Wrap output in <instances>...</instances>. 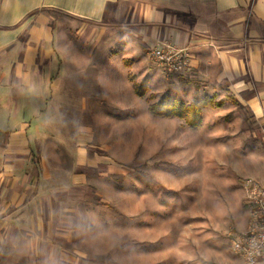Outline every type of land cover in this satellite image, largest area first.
<instances>
[{"label": "crops", "instance_id": "1", "mask_svg": "<svg viewBox=\"0 0 264 264\" xmlns=\"http://www.w3.org/2000/svg\"><path fill=\"white\" fill-rule=\"evenodd\" d=\"M51 11L130 28L145 51L162 43L185 49L192 59L186 81L234 100L225 103L228 119L208 117L209 141L239 143L223 144L219 159L208 151L220 166L208 184L220 180L222 202L234 208L219 229L212 212L208 224L222 240L245 231L240 180L264 188V0H0V264H77L78 218L86 189L94 192L87 172L102 175L83 130L72 135L70 168L51 158L63 142L53 127L64 125L47 116L52 90L60 87L53 73L71 61L55 49ZM230 254L226 263L245 264Z\"/></svg>", "mask_w": 264, "mask_h": 264}, {"label": "rangeland", "instance_id": "2", "mask_svg": "<svg viewBox=\"0 0 264 264\" xmlns=\"http://www.w3.org/2000/svg\"><path fill=\"white\" fill-rule=\"evenodd\" d=\"M50 14L55 49L71 60L53 73L60 87L52 90L47 116L64 125L53 127L63 142L51 158H63L60 164L70 168L72 135L83 130L91 134L85 148L102 174L87 172L86 185L95 193L86 189V211L78 218L83 229L75 242L82 253L73 263L228 264L230 238L222 240L208 215L218 218L219 229L234 205L222 202L220 180L208 184V175L220 172L208 151L219 159L223 144L239 143L209 141L208 117L220 121L228 113L225 103L234 100L210 88L200 91L186 81V71L167 74L129 35L130 28ZM157 103L174 109L197 104L200 124L154 115L148 106Z\"/></svg>", "mask_w": 264, "mask_h": 264}, {"label": "built area", "instance_id": "3", "mask_svg": "<svg viewBox=\"0 0 264 264\" xmlns=\"http://www.w3.org/2000/svg\"><path fill=\"white\" fill-rule=\"evenodd\" d=\"M150 58L162 65L167 74L185 72L192 64L185 49L169 43L154 46L150 50ZM240 187L249 219L245 231L231 237L230 248L242 257L245 264L264 263V188L250 177L241 179Z\"/></svg>", "mask_w": 264, "mask_h": 264}, {"label": "trees", "instance_id": "4", "mask_svg": "<svg viewBox=\"0 0 264 264\" xmlns=\"http://www.w3.org/2000/svg\"><path fill=\"white\" fill-rule=\"evenodd\" d=\"M144 90L139 89L136 91L138 96H143ZM148 110L158 116L170 117L175 116L182 119L185 123L190 126H198L200 124V112L197 104L183 106L179 104L176 109L172 107L170 103L167 104H152L148 106Z\"/></svg>", "mask_w": 264, "mask_h": 264}]
</instances>
